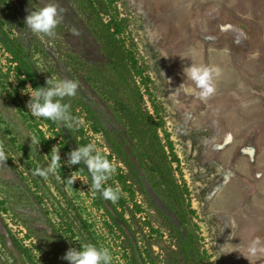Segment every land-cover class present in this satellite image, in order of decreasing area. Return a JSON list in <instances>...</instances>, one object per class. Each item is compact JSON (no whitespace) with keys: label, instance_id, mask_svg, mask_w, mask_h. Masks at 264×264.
<instances>
[{"label":"rangeland","instance_id":"374dc122","mask_svg":"<svg viewBox=\"0 0 264 264\" xmlns=\"http://www.w3.org/2000/svg\"><path fill=\"white\" fill-rule=\"evenodd\" d=\"M114 1L125 20L121 37L150 78L145 106L160 123L162 144L172 148L174 178L192 211L190 227L204 263L264 264V252L247 250L255 238L264 247V0ZM48 3L63 9L53 37L24 25L28 12ZM0 23L24 44L40 77L78 81L76 97L108 129L125 134L77 70L102 57L72 0H0ZM191 63L221 69L215 94L206 101L179 88L193 87L183 73ZM27 86L0 45V151L7 158L0 161V264H22L11 239L35 264H68L65 252L88 243L107 248L111 264H131L128 240L96 202L86 177L63 163L58 130L27 111ZM79 119L88 143L107 153L101 135L89 129L83 114ZM32 138L40 140L37 154ZM53 146L59 147L62 180L33 176ZM110 161L116 172L107 185L118 186L126 198L127 170ZM137 168L143 185L134 194L142 209L133 224L137 250L150 263L166 264L176 250L169 227L177 225L176 217L149 166ZM69 176L76 179L71 187L63 180Z\"/></svg>","mask_w":264,"mask_h":264},{"label":"trees","instance_id":"16d2710c","mask_svg":"<svg viewBox=\"0 0 264 264\" xmlns=\"http://www.w3.org/2000/svg\"><path fill=\"white\" fill-rule=\"evenodd\" d=\"M72 1L84 16L87 29L97 42L102 57L101 62L83 64L82 67L78 65L77 70L116 120L122 123L125 131L122 135L115 129H108L101 122L98 113L76 96L62 100V103L70 105V111L78 122L79 115L83 114L89 129L101 135L107 149V153L103 155L109 160H116L127 170L123 177L131 184V189L126 198H119L114 205L97 194L96 202L128 240L131 249L130 263L153 264L137 250V231L133 227L136 215L142 212L134 198L135 192L143 190L137 165L147 164L163 188L169 209L177 222V225H169L176 240V250L171 251L174 257L166 264H205L198 239L190 227L189 215L192 211L188 204L184 206L183 189L174 178L172 163L175 158L169 156L172 148L162 144L158 134L160 123L145 106L144 95L149 96L150 78L145 75L144 67L139 64L134 50L121 37L125 26L124 18L119 17L114 0ZM0 45L9 55L21 83L29 84L33 89L45 86L46 79L38 75L24 44L10 37L1 23ZM47 122L51 128L58 130L66 153L76 146L88 143L84 135L85 128L80 123L71 129H65L52 121ZM76 167L85 177L88 176L86 166L81 164ZM0 238L5 245L3 235ZM11 243L22 264H35L26 249L12 239Z\"/></svg>","mask_w":264,"mask_h":264},{"label":"clouds","instance_id":"9594fccd","mask_svg":"<svg viewBox=\"0 0 264 264\" xmlns=\"http://www.w3.org/2000/svg\"><path fill=\"white\" fill-rule=\"evenodd\" d=\"M63 9H58L56 3H48L43 7L28 12L24 19V25L36 34H43L48 37L55 35V30L61 22ZM74 35L78 33L73 30ZM184 76L192 82L193 87H185L182 83L179 88L187 93L195 94L201 101H206L215 94V80L220 77L221 69L217 66H198L192 64L183 69ZM78 81L75 80H51L46 79L44 87L35 89L27 86L30 90L26 92L29 96L26 102L27 111L36 118H43L52 121L65 129H71L78 125V120L73 117L68 103H62L64 98H72L77 94ZM33 150L37 154L40 140L31 139ZM48 159L42 166L37 163L31 170L33 176L47 179L49 176L58 181L62 180L58 174L62 163L59 156V147L53 146L47 155ZM67 160L63 163L66 166H86L88 176L85 184L88 185L93 197L99 194L105 200L115 203L120 198V188L107 185V182L116 172L112 162L102 153L96 151L94 143H87L76 146L66 153ZM6 155L0 151V161L6 160ZM85 170V167H83ZM67 186L71 187L76 180L71 176L63 179ZM250 255L264 252L259 238L250 241L248 245ZM68 264H111L112 255L107 248H99L93 244H83L79 248H69L62 257Z\"/></svg>","mask_w":264,"mask_h":264}]
</instances>
